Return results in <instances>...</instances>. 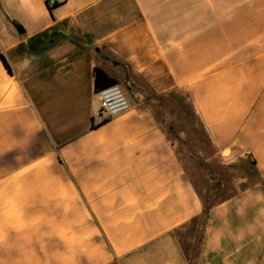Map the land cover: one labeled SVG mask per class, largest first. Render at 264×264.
I'll list each match as a JSON object with an SVG mask.
<instances>
[{"label": "crops", "instance_id": "crops-1", "mask_svg": "<svg viewBox=\"0 0 264 264\" xmlns=\"http://www.w3.org/2000/svg\"><path fill=\"white\" fill-rule=\"evenodd\" d=\"M0 55L13 262L187 264L179 233L202 222L199 264H264V0H0ZM121 65L185 89L220 164L251 160L257 183L206 205L154 111L99 124L91 99L124 84Z\"/></svg>", "mask_w": 264, "mask_h": 264}, {"label": "rangeland", "instance_id": "rangeland-1", "mask_svg": "<svg viewBox=\"0 0 264 264\" xmlns=\"http://www.w3.org/2000/svg\"><path fill=\"white\" fill-rule=\"evenodd\" d=\"M67 43L75 46L85 45V42L81 44L71 40H68ZM101 56L108 58L107 56L110 55L101 54ZM105 64L107 63L101 60L97 66L102 68L101 66H105ZM147 79L141 78V81H138L139 85L137 84L138 90L136 92H127L121 85L120 78H116L113 85H118L123 89L130 108L151 109L156 113L158 122L171 132L168 133L169 141L174 144L185 171L195 188L201 195L204 191H206V195L210 193L206 205L218 204L234 196L240 190L247 189L257 183V174L249 163H238L229 167L220 164L213 147L203 134L199 120L193 114L192 104L185 89L166 90L167 83L163 78L160 80ZM109 80V78H104L101 83ZM99 105L100 98L94 97L91 99V112L93 117L99 121L98 123L113 120L114 118L104 119L98 115L97 108ZM121 116H118V118ZM241 178H243V182L240 181ZM25 188L27 189V187ZM206 195L203 198H206ZM20 200L23 201V198H20ZM39 200L41 198L36 197L30 199V202ZM198 233V224H191L179 233L181 249L185 256L189 257L197 254V248H194V244L199 239ZM13 236L15 235L13 234L10 238ZM25 237H30V234L25 235ZM39 248L43 249L44 247ZM12 251L11 246L5 247L4 250L0 247V264H17L11 258L10 252Z\"/></svg>", "mask_w": 264, "mask_h": 264}, {"label": "built area", "instance_id": "built-area-1", "mask_svg": "<svg viewBox=\"0 0 264 264\" xmlns=\"http://www.w3.org/2000/svg\"><path fill=\"white\" fill-rule=\"evenodd\" d=\"M99 98L100 105L97 108V113L104 119L118 117L130 109L129 101L123 89L118 85H111L102 89Z\"/></svg>", "mask_w": 264, "mask_h": 264}, {"label": "trees", "instance_id": "trees-1", "mask_svg": "<svg viewBox=\"0 0 264 264\" xmlns=\"http://www.w3.org/2000/svg\"><path fill=\"white\" fill-rule=\"evenodd\" d=\"M52 8H56V5L53 4L52 7H51V9ZM13 25H14L17 33H19L20 35H22L23 34V30L21 29V27H19L17 24H14V23H13ZM102 59L105 60V61H108L107 58L102 57ZM0 63L2 64L3 68L5 69V71L8 74H10L9 65L7 64L6 60L4 59V57L2 55H0ZM113 64H115V63H113ZM121 68H122V71H123V74H124V77H125L124 78L123 87L126 89L127 92H136L138 90V87L137 86L139 85L138 81H141L140 78H137V77L133 76L131 74V71L128 68V66L126 68L125 65H121ZM166 132L167 133H171L168 130ZM249 164H250L251 167L254 166V164H253V162L251 160L249 161ZM209 197H210V193H207L206 198H205V204L207 203V200H208ZM205 213H206V209H205L204 214ZM193 224L195 225V224H197V222L196 223L193 222ZM198 231H199V233H198L199 239H197V241L194 244V248L195 249L197 248V254L194 255V256L191 255L189 257L185 256V258L187 259V264H199V260H200V247H201V241H202V222L200 224V228H198Z\"/></svg>", "mask_w": 264, "mask_h": 264}, {"label": "flooded vegetation", "instance_id": "flooded-vegetation-1", "mask_svg": "<svg viewBox=\"0 0 264 264\" xmlns=\"http://www.w3.org/2000/svg\"><path fill=\"white\" fill-rule=\"evenodd\" d=\"M61 37L58 34H52L44 39H41L39 42H36L33 47L34 48H40L41 44H46V43H55V41L57 42ZM53 45V44H51Z\"/></svg>", "mask_w": 264, "mask_h": 264}, {"label": "water", "instance_id": "water-1", "mask_svg": "<svg viewBox=\"0 0 264 264\" xmlns=\"http://www.w3.org/2000/svg\"><path fill=\"white\" fill-rule=\"evenodd\" d=\"M61 38H62V37H61ZM38 42H39V41H38ZM57 42H58V41H57ZM57 42L55 41V43L41 44V47H40V48H48V47L54 46ZM51 44H53V45H51Z\"/></svg>", "mask_w": 264, "mask_h": 264}]
</instances>
